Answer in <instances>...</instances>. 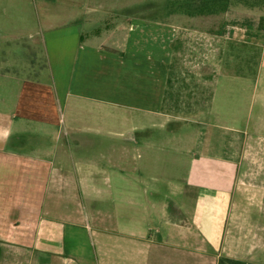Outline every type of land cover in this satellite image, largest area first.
Wrapping results in <instances>:
<instances>
[{"label": "crops", "instance_id": "0c3cea01", "mask_svg": "<svg viewBox=\"0 0 264 264\" xmlns=\"http://www.w3.org/2000/svg\"><path fill=\"white\" fill-rule=\"evenodd\" d=\"M38 1L19 27L0 20V264H264V0L224 13L259 59L234 74L256 85L218 157L166 133L184 117L163 101L189 16Z\"/></svg>", "mask_w": 264, "mask_h": 264}, {"label": "rangeland", "instance_id": "374dc122", "mask_svg": "<svg viewBox=\"0 0 264 264\" xmlns=\"http://www.w3.org/2000/svg\"><path fill=\"white\" fill-rule=\"evenodd\" d=\"M93 1L96 2L94 5L97 6L100 4L99 2L102 1L104 3L107 0ZM246 1L248 2V0ZM255 1L258 2V0H250L249 2L254 3ZM243 2L245 1L113 0L111 4L115 3L114 5L119 13L128 10L148 12L151 14L152 19L157 20L167 13L189 16V19L183 20L184 23L180 19L178 20L189 30L179 33L175 43V45L180 46L178 53H176V59L180 70L182 69L183 76L194 75L193 80L187 81L190 84L194 82V84L188 90H182L181 93L184 96L190 92L194 96L201 94L208 96L212 90H216L218 97L216 100L217 109L226 112V115L230 113V110L231 112L238 110L237 118L239 122L236 126L242 128L247 122L246 109L248 100H246L245 94L251 91L256 83L254 80L252 83H246L244 79L237 78V75L234 74L244 75L247 72L250 75L254 74L252 72L256 69L259 59V47L230 40V37L225 34L226 18L224 13L234 6L247 5L243 4ZM258 5H264V1L259 2ZM40 7L41 3L38 0L0 2V20L5 22L12 21L13 27H19L22 24L21 22L24 21L25 15L34 17L36 14L38 15L39 11L42 13ZM47 8L46 10H50ZM59 10L61 11V9ZM2 14L4 17L9 18L2 17ZM0 54L1 58L3 54ZM237 95L240 97L236 98L235 96ZM209 114L211 115V110H205L192 114L189 118L201 115L205 119L203 122L209 123L215 128L208 125L200 127L199 124L191 123L194 122L192 119L183 117L172 120L166 133L174 140L176 136L180 138L181 134H184L185 130L189 129L192 142L194 140L190 149L191 157L224 156L225 142L231 138V133L228 130H223L222 127L233 128L235 125L231 124L229 115L225 117L226 119H223L215 115L209 116ZM150 132L154 133V139L165 140L166 138L164 136L165 132L163 133L161 130L154 132L151 130ZM144 133L142 132L143 135Z\"/></svg>", "mask_w": 264, "mask_h": 264}, {"label": "trees", "instance_id": "16d2710c", "mask_svg": "<svg viewBox=\"0 0 264 264\" xmlns=\"http://www.w3.org/2000/svg\"><path fill=\"white\" fill-rule=\"evenodd\" d=\"M243 4L252 5L248 0H243ZM180 46L177 44L175 45L174 51V58L169 70V76L167 81V86L165 90V96L163 101V111L167 114H173L178 116H190L192 114H196L200 111L211 110L213 106V99L215 91L212 90L208 96L201 94L194 96L191 94H187L184 96L182 94V90H188L192 84L188 83V80H193L194 75L191 74L190 76H183L182 69L177 63L176 53ZM189 75V74H188ZM190 77V79H189ZM184 85V86H183ZM183 86V87H182ZM219 264H246L243 261L232 260L228 258H221Z\"/></svg>", "mask_w": 264, "mask_h": 264}]
</instances>
